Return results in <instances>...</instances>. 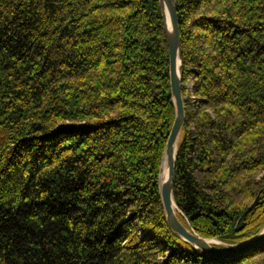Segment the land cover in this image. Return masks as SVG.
<instances>
[{"label": "trees", "instance_id": "1", "mask_svg": "<svg viewBox=\"0 0 264 264\" xmlns=\"http://www.w3.org/2000/svg\"><path fill=\"white\" fill-rule=\"evenodd\" d=\"M175 2L178 216L237 244L264 226V0ZM169 67L159 0H0V264H264L167 221Z\"/></svg>", "mask_w": 264, "mask_h": 264}, {"label": "water", "instance_id": "2", "mask_svg": "<svg viewBox=\"0 0 264 264\" xmlns=\"http://www.w3.org/2000/svg\"><path fill=\"white\" fill-rule=\"evenodd\" d=\"M159 2L169 48L171 94L175 105V118L166 142L159 178L160 194L166 218L172 230L192 244L197 252L214 258L234 257L264 245V226L251 238L237 244H231L217 238L202 237L178 216L179 209L174 200L173 189L178 143L186 116L182 91V37L175 0H159ZM164 169H166L165 177H163ZM215 245L222 248L215 247Z\"/></svg>", "mask_w": 264, "mask_h": 264}, {"label": "bare ground", "instance_id": "3", "mask_svg": "<svg viewBox=\"0 0 264 264\" xmlns=\"http://www.w3.org/2000/svg\"><path fill=\"white\" fill-rule=\"evenodd\" d=\"M165 171L163 172V177H165V175H166V169H164Z\"/></svg>", "mask_w": 264, "mask_h": 264}]
</instances>
